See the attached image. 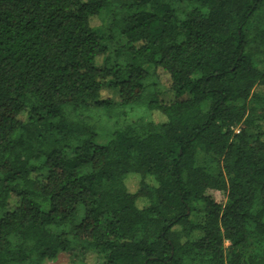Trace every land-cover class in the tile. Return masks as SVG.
<instances>
[{
    "label": "trees",
    "instance_id": "trees-1",
    "mask_svg": "<svg viewBox=\"0 0 264 264\" xmlns=\"http://www.w3.org/2000/svg\"><path fill=\"white\" fill-rule=\"evenodd\" d=\"M0 213V264H264V0H0Z\"/></svg>",
    "mask_w": 264,
    "mask_h": 264
},
{
    "label": "rangeland",
    "instance_id": "rangeland-1",
    "mask_svg": "<svg viewBox=\"0 0 264 264\" xmlns=\"http://www.w3.org/2000/svg\"><path fill=\"white\" fill-rule=\"evenodd\" d=\"M99 21H100V24H99L100 27L96 30V34L102 40L103 45L108 48L111 58H112L111 65L113 66L114 61H115L114 53L117 49H119L124 44V40L117 33L110 31L112 18L108 10H103L100 13ZM146 69L149 70V72H152V68L147 67ZM161 78L164 80L163 77ZM166 87H167L166 83H164L163 81H160V82L158 81V84L157 82L155 84L154 78L151 77V82L149 83V86L145 90L142 100L137 105H135L130 111H127L128 112L127 121L131 122L135 120V117L137 116V114L142 112L143 107L145 106L149 98H151L154 93L157 94L159 98H162V96H165ZM257 92H260V90L255 89L254 93H257ZM182 96H188V94L184 93ZM111 99L114 103L119 102L118 101L119 96H118L117 91L112 92ZM256 104L257 103L254 98L249 99L248 101L249 108L256 106ZM91 112L104 114V110H98V111L92 110ZM100 125L112 126L111 123H108L104 120L101 122ZM99 137L100 138L96 140V143L100 145H104L108 141V138L105 136H99ZM125 185H126L127 190H129L130 192H134L136 189V185H137V177L135 176L128 177L125 181ZM142 204H143V201H138V207H142ZM226 245L227 244H225V246ZM42 264H100V263H97L95 259L90 255L85 256V253L81 249H79V250H76V252L60 253L54 261H44L42 262Z\"/></svg>",
    "mask_w": 264,
    "mask_h": 264
}]
</instances>
